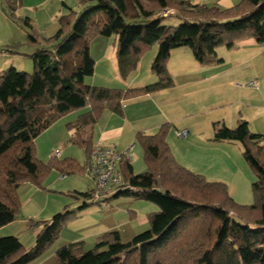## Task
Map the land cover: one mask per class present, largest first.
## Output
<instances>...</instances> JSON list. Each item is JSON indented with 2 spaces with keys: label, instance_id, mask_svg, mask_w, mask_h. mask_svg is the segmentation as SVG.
<instances>
[{
  "label": "trees",
  "instance_id": "trees-1",
  "mask_svg": "<svg viewBox=\"0 0 264 264\" xmlns=\"http://www.w3.org/2000/svg\"><path fill=\"white\" fill-rule=\"evenodd\" d=\"M5 1L10 19L25 29L30 43H38L31 19L15 14L18 0ZM78 6V11L66 8L55 35L29 56L31 74L13 66L0 72V229L16 218L21 184L38 185L51 170L62 176L84 170L89 177L94 129L102 115L122 116L123 102L172 89L167 62L173 50L188 48L206 65L221 63L216 57L220 47L231 49L249 39L264 44V0H241L223 10L182 0H79ZM168 9L173 11L170 16L159 15ZM169 18L178 24L166 25ZM98 37L115 38L117 74L124 82L137 70L145 50L157 45L151 63L157 80L127 89L89 85L86 78L95 69L89 45ZM80 111L67 127L70 142L85 153L86 168L71 159L52 157L46 164L37 160L35 139L60 118ZM170 125L164 123L153 135L137 133L145 172L134 174L130 160L122 158V185L114 193L94 200L93 183L94 189L72 195L81 202L77 211L120 197L152 203L158 211L148 215L149 228L127 242L117 231L104 233L85 252L83 242L64 245L55 252V264H264V135L253 133L242 119L234 128L214 126L212 140L240 144L254 175V202L239 205L225 183L210 182L175 160L166 140ZM75 214L64 209L51 220L30 221L36 236L26 251L17 237L0 236V264L37 260Z\"/></svg>",
  "mask_w": 264,
  "mask_h": 264
},
{
  "label": "rangeland",
  "instance_id": "rangeland-1",
  "mask_svg": "<svg viewBox=\"0 0 264 264\" xmlns=\"http://www.w3.org/2000/svg\"><path fill=\"white\" fill-rule=\"evenodd\" d=\"M54 1L56 0H50L47 9L54 11V9L52 8ZM71 1L73 0H68L69 4L71 3ZM182 1L191 3L190 0ZM75 3L76 2L70 4V6L68 7L70 9H73L74 11H78L79 6ZM168 11L173 12L171 9H168ZM162 12H160L159 15ZM23 13L25 12L21 13V17H28L32 19L31 22L35 31L34 35L37 38L43 35L46 36V38L53 37L57 31H53L54 27L58 26L57 29H59L58 19L55 20L50 19L49 17L46 18L38 15L39 20L36 21L31 18V16L29 17L27 15H24ZM56 13L57 11L54 14ZM165 23L166 25L178 24L175 18H169L165 20ZM7 51L8 53L14 52L15 54L24 53L22 55L25 56H21L22 60L19 61L20 63L14 62L13 67L18 71L26 72L29 74L32 73V62L31 59H29V56L27 57L26 55L27 51L21 50L20 48L13 51ZM156 52L157 45H154L145 50L140 58L137 70L132 73L131 76L127 79V83H130L135 76L144 78L146 76H150V74H153L151 73L150 69L152 63L150 62V60L152 58L153 61ZM216 53L224 60V57H227L229 61L222 67H218L219 65H216V70L210 71L211 69H207V72L204 73V76L207 78L206 81H204L203 83L194 84L192 90L189 91H194L196 95L197 93H199L201 94V96L204 94L212 93L215 96L217 108L207 113L200 112V110L198 109H193L189 112L192 113L193 116H184L185 114H182L181 111L178 112V110H171L169 115L173 119L175 118V120L179 119V126H176L173 122H167L172 125H170L166 140L167 142L170 141L169 136L171 134L175 145L174 150H172H176L177 153L181 155L180 157L178 155H173L175 160L176 158H183L187 161H193L196 163V161H199L203 156L205 157V159L203 160L206 161L213 159L215 156L223 159L224 161L225 159H228V161H222V163H225L223 165L224 172L223 174H220L222 175V179L214 181L208 180L204 174L200 172H194L186 168V166H184V164H182L181 162H178L177 160L176 161L181 166L196 174L204 176L208 181L211 182L225 183L223 177H226V179H234L233 181L235 182V184H237L236 188L235 185L233 188V184L225 183L228 187L231 198L239 205H251L254 202L253 194L251 191V184L254 180V175L243 158L241 145H229L230 147H226V149L224 150V147H218L223 150V152H216V150L212 149L205 150V144L208 143V141L206 140V135H211V144L219 143L212 140L214 135L212 129L213 122L223 121L224 125L227 128H234L238 118H241L242 120L248 122V120L241 117V111L246 110V104L251 98V92L245 88L248 87V82L245 79L246 76H248L249 72L241 70L243 72H234L233 74H231V76L228 74L225 75L227 70L235 66L233 65L234 61L229 57L228 54L230 52L225 47H220V49L218 48L216 50ZM237 57L238 55H234L233 59L236 60ZM260 62L261 61L259 59H256V61L254 60V65L252 64V66L255 70L257 69L254 66L260 67L258 65ZM169 63V69L171 70L173 75L169 71L168 72L170 73V75H172L171 77L174 80L173 88L175 90V93H172L174 94L172 97L178 99L179 96H177L176 94L183 95L186 93V90H184L182 87V84H184V80L182 78L183 75L178 74L176 68L181 66L182 63H188V67L193 66V64H195L197 68L201 66L197 65L191 51L185 47L175 49L173 54L171 55V60L169 61ZM141 64L142 67L139 69V66ZM4 65V57H2V55L0 54V72L10 66L7 65L6 67H4ZM223 71L225 73H222ZM260 71L264 72V64L260 67ZM213 75H216V77L210 78ZM91 78L92 77L86 78V81H90ZM245 84L247 86H245ZM194 97L198 96L194 95ZM252 100H256L255 96H252ZM81 112L82 111L73 112L60 118L51 127L41 133L35 139L34 154L37 160L46 164L52 158L53 150L59 149L61 151V157L58 158V161L71 159L78 163L81 168H86L85 153L82 148L70 142L72 132L69 131L67 127L69 123L73 122V120L78 117L79 113L81 114ZM222 115L226 118V120L224 118V120L217 119L219 116L222 117ZM228 124H230L232 127H229ZM183 129L187 130L190 133V139L195 136V140H193V142L198 141L204 143H196L194 144L193 148H187L186 145L182 143L186 139H180L177 137V135L175 136L176 130ZM197 137L199 138V140H197ZM133 143L135 147L131 154L130 163L133 168V173L140 174L146 171V166L143 161V149L137 141L134 140ZM172 154H174V152ZM91 189H94L93 182L89 179L88 174L85 173L84 170L66 176H62V174L57 170H51L42 176L38 185L29 182L21 184L17 191L20 202L19 211L12 223L0 229V236L17 237L22 243L24 250L26 251L33 246L36 236V231H34L33 229L31 230L29 227L30 221H48L51 220V218L56 213L62 212L64 209L74 210L76 213L75 216L64 222L58 239L50 248H48L43 253L41 257L30 263L54 264L56 260L54 253L60 247L70 243L83 242V251H88L94 247L96 243V237L98 235L97 233L99 231H102V229H109L111 227H115L114 231H117L121 234L123 231H125L124 233H129L133 230V234L135 233V236L149 228V224L147 221L148 215L158 211V207L152 203L128 197H120L118 199L111 200L109 205L103 206L96 204L90 206L84 211H77V208L80 206L81 202L75 200L72 197L73 193H85L87 191H90ZM232 190L233 193L231 192ZM133 212L136 213V216L133 214ZM138 219H143L146 221V223L138 225ZM128 237L130 236L122 235L121 240L123 242H127L132 239Z\"/></svg>",
  "mask_w": 264,
  "mask_h": 264
},
{
  "label": "crops",
  "instance_id": "crops-1",
  "mask_svg": "<svg viewBox=\"0 0 264 264\" xmlns=\"http://www.w3.org/2000/svg\"><path fill=\"white\" fill-rule=\"evenodd\" d=\"M193 5H206V6H218L220 9H229L240 3L241 0H190ZM19 9L16 11V16L21 17V13L27 16H31L34 20H39L38 15L41 17H49L50 19H58V17L65 15L67 13L66 8L70 6V4H79V0H73L69 4L68 0H56L53 2V9L51 11L47 9V6L50 0H18ZM76 6V5H75ZM58 8V9H56ZM69 8V7H68ZM57 11L56 14H54ZM30 12V13H29ZM32 14V15H30ZM32 20V19H31ZM37 27V25H36ZM39 28V27H38ZM58 26H55L53 31L58 30ZM57 32V31H56ZM44 36V35H43ZM39 36L38 43L32 44L27 39V33L25 29L21 28L18 24L13 22L8 14L6 8V1L0 0V54L4 57V67L7 65L13 66L14 62H18L22 60L21 56L24 53L15 54L13 51L15 49L20 48L21 50L27 51L26 55L31 56L35 53L39 48L45 47L44 40L47 39L46 36ZM50 38V37H49ZM220 49V48H219ZM230 53L228 54L230 58L234 61L235 65L231 69L227 70L226 73L230 75L234 72H240L241 70H245L249 72L248 76H246V81L248 82V87H245L251 93V98L249 102L246 104V110H242L241 117L248 120L249 129L253 133L263 134L264 135V72L260 71V67L264 64L263 56H264V44L258 45L253 39L244 40L241 42H237L233 45L231 49H227ZM89 52L93 60L95 61V69L94 74L90 81L87 80V83L92 86L97 87H106L113 89H127V88H135L142 87L147 84L154 83L157 79L153 74L150 76H146L141 78L140 76H135L130 83L126 81L122 82L117 74L116 67V59H115V38L114 37H98L94 39L89 45ZM174 50L171 52L173 54ZM170 55V60H171ZM224 55V54H222ZM234 55H238L235 59ZM217 59H221V63L211 62L206 65L199 64L195 59L197 65L201 67L197 68L195 64L193 66L188 67V63H182L181 66L177 67V73L183 75L182 78L184 80V84L182 87L186 90V93L183 95L176 94L179 96L178 99L172 97L175 93L174 88L172 90H162L154 94L141 96L137 98L130 99L128 101L123 102V114L122 116L115 115L110 112H106L102 115L98 124L94 129V137L93 144H99L105 147L116 148L118 151H123L128 149L129 147H133L132 151L129 153V160L131 158V154L134 150V140L136 141L137 133H141L144 135H153L155 134L160 126L167 122H173L176 126L178 125V120L170 117L169 113L171 110H178V112H182L185 114L184 116H193L192 113H189L193 109H198L200 112H211L217 108V103L215 101V96L211 94H201L195 92H190L194 84L203 83L206 81V77L204 73L207 72V69H211L210 71L216 70V65L218 67L224 66L229 60L227 57H224L225 60L218 56L216 53ZM194 58V57H193ZM18 59V60H17ZM30 59V58H29ZM260 60L261 62L258 64L260 67L254 66L257 70H255L252 66L254 65V60ZM169 60V61H170ZM169 61L167 62V69L173 75L171 70L169 69ZM152 62V58L150 60ZM17 63V64H18ZM257 65V63H256ZM142 67V64L139 66V69ZM151 69V68H150ZM140 71V70H139ZM243 72V71H241ZM257 72V73H254ZM152 73V72H151ZM171 75V76H172ZM131 76V75H130ZM129 76V77H130ZM216 75L211 76L210 78H214ZM209 79V78H208ZM250 83H253L250 85ZM245 86H247L245 84ZM193 93V94H192ZM198 96V97H194ZM252 96H255V101L252 100ZM175 98V99H174ZM185 98V99H184ZM80 114V113H79ZM216 117V116H215ZM220 117V116H219ZM217 119L226 120V118L222 115V117ZM224 118V119H223ZM241 119V118H238ZM237 119V121H238ZM74 121V120H73ZM170 124V123H169ZM217 124L224 125L223 121H216L212 123V129L214 133V126ZM172 125V124H171ZM225 126V125H224ZM229 127H232L228 124ZM236 126V125H235ZM186 131L187 138L182 143L186 145L187 148H193L196 143H204L198 142L195 140V136L192 139L189 138L190 133L183 130H176L175 132ZM72 134V133H71ZM176 136V133H175ZM211 135H206V140L208 141L205 144V150L212 149L216 150V152H223L226 147H230L229 145H236L238 143L232 142H222L217 144H211L210 141ZM169 145L173 155H178L177 151L174 150V141L169 136ZM198 138V137H197ZM190 139V140H189ZM209 139V140H208ZM189 140V141H188ZM199 140V138L197 139ZM227 145V146H222ZM218 147H224L221 150ZM173 149V150H172ZM202 157V156H201ZM205 157L203 156L199 161H187L183 158H176L178 162H181L186 166V168L194 171L200 172L205 175L208 180H218L222 179L220 175L224 172V164L218 157H214L211 160H203ZM206 161V162H205ZM228 161V159H225ZM224 161V162H225ZM224 182L227 184H233V188L237 187V184L233 181L234 179H226L223 177ZM211 182V181H210ZM233 193V190L231 191ZM136 216V213L133 212ZM134 217V216H133ZM137 220V219H136ZM145 220L138 219V225L145 224ZM144 226V225H143ZM118 228V227H116ZM115 230V227L102 229L97 234V237L101 236L104 233L112 232ZM117 230V229H116ZM1 231V230H0ZM125 231L120 233V236L126 235L130 236L128 238H132L134 236L133 230L129 233H124ZM137 232V231H136ZM131 234V235H130ZM78 243V242H76ZM55 255V253H54ZM55 264V263H54Z\"/></svg>",
  "mask_w": 264,
  "mask_h": 264
},
{
  "label": "built area",
  "instance_id": "built-area-1",
  "mask_svg": "<svg viewBox=\"0 0 264 264\" xmlns=\"http://www.w3.org/2000/svg\"><path fill=\"white\" fill-rule=\"evenodd\" d=\"M172 13L167 10L162 12L161 16L166 17ZM176 135L180 139L187 138L186 131L176 132ZM132 149L133 147H129L126 150L118 151L112 147H105L99 144L93 145L89 178L96 187L94 200H99L101 198L100 195H111L122 185V177L118 171V165L122 158L129 159V153ZM52 157L60 158L61 151L59 149L53 150Z\"/></svg>",
  "mask_w": 264,
  "mask_h": 264
}]
</instances>
